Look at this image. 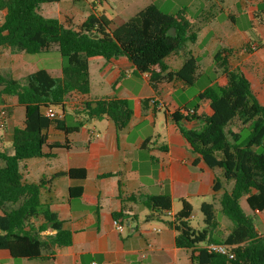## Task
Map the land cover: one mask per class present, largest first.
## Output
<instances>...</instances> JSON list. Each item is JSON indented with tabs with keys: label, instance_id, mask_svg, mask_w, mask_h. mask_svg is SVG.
<instances>
[{
	"label": "trees",
	"instance_id": "obj_1",
	"mask_svg": "<svg viewBox=\"0 0 264 264\" xmlns=\"http://www.w3.org/2000/svg\"><path fill=\"white\" fill-rule=\"evenodd\" d=\"M59 1L0 0V12H5L0 24V48L34 55L56 47L63 59L60 76L39 69L28 74L24 84L0 72V97L14 96L25 109L23 125L13 130L12 152L0 151V249L9 250L13 258L46 260L55 248L73 243L72 231L42 201L46 180L25 182L21 163L53 157L48 149L68 148L67 136L78 132L85 120L107 118L117 131H122L150 102L109 97L82 101L69 123L64 117L65 103L73 95L89 94L91 58H127L136 75L151 74L153 85L173 79L194 85L198 79L199 60L194 56H189L177 71H169L167 64L169 57L198 39L199 28L186 8L168 14L150 5L115 29L105 16L91 13L83 24L71 28L41 13L43 5ZM171 29L176 30L175 36L170 35ZM250 50V46L219 48L213 56L218 80L210 79L208 86L183 108L193 113L186 115L176 108L172 114L174 129L197 155V161L221 169L224 181L232 183L220 199L221 213L232 224L227 235L217 230L213 202L201 205L203 228L191 225L193 208L186 201H182L177 214L170 215L168 223L177 233L176 245L191 251V264H264V233L259 232L240 203L245 198L256 216L264 211V105L252 93L250 82L238 65L241 51ZM58 108L63 111L62 118L51 119L46 115L48 109ZM206 109L211 111L210 115L198 114ZM194 121L200 123L197 129L185 125ZM50 128L63 132L65 141H51ZM93 166L87 164L61 175L83 181ZM112 176L116 175L109 173L101 178ZM221 189L222 181L216 178L213 190ZM70 194L71 198L81 197L83 187L71 188ZM127 201L135 202L137 198L132 196ZM122 202L121 210L113 213L120 223L122 218H128ZM172 202L169 195L142 198L143 206L150 210L147 219L169 216ZM209 243L231 246L235 257L210 252L205 248Z\"/></svg>",
	"mask_w": 264,
	"mask_h": 264
},
{
	"label": "crops",
	"instance_id": "obj_2",
	"mask_svg": "<svg viewBox=\"0 0 264 264\" xmlns=\"http://www.w3.org/2000/svg\"><path fill=\"white\" fill-rule=\"evenodd\" d=\"M62 1L43 5L41 13L71 28L83 24L91 13L103 16L107 13V10H97L96 4L102 6V0L66 1L72 7L82 3L83 9L80 11L56 7ZM109 1L113 29L122 26L150 5L168 14L187 9L189 5L186 4L188 0H173L172 3L169 0ZM198 1L191 0V3L197 4ZM215 1L222 10L226 7L227 20L220 21L214 15L199 24L192 19L199 28L198 39L168 58L169 71L179 70L189 56H194L199 60L198 79L206 71L213 70V81L216 82L218 74L214 70V53L222 47L242 49L250 46L248 53L241 51L242 59L238 65L248 78L252 93L264 105V11L252 6L253 12L259 13V18L258 24H253L254 35H251L250 28L238 26L237 18L240 10L246 13L251 11L248 0ZM1 13L4 17L5 12ZM210 33V40L204 43ZM208 48L211 50H206ZM9 52L25 54L0 48V55L3 53L1 56ZM203 64H207V68H203ZM89 72V94L73 95L65 103L64 117L69 123L74 120L72 114L75 109H80L82 101L109 97L148 99L150 102L143 113L134 117L122 131H117L107 118L85 120L78 132L67 136L68 148L48 149L47 152L53 157L33 158L21 163L25 182L46 180L42 201L72 231L73 243L71 246L55 248L50 259L46 260L13 258L9 250L0 249V264H191V251L177 247V233L168 223L170 215L181 210L182 201L192 206L194 217L197 209L210 197L216 210L217 230L227 235L232 228L231 222L222 215L220 205L224 189L229 190L232 183L224 181L221 169H212L204 161H197V155L173 127L172 114L175 109L179 108L183 112V108L208 86L209 81L187 102H181L175 95L192 85L179 79L153 85L150 78L136 75L135 67L124 57L111 60L91 58ZM2 110H6V115H1ZM202 112L207 115L211 113L206 109L199 110L198 114ZM24 118L25 109L19 105L16 97H0V151L12 152L13 130L23 125ZM191 123L185 122V125L191 127ZM48 134L51 141L63 143L66 138L63 132L54 128H50ZM87 164L94 166L83 181L61 175ZM109 173L116 176L101 178ZM216 178L223 184L219 192L213 190ZM79 186L83 187V194L79 198H71L70 189ZM157 195H169L172 198L171 214L161 219H147L150 210L143 206L142 198ZM132 196L137 201H127ZM122 200L128 218L121 219L124 231L119 232L113 224V213L121 210ZM224 225L225 228L229 227L227 232H224ZM257 227L260 233H264L259 224Z\"/></svg>",
	"mask_w": 264,
	"mask_h": 264
},
{
	"label": "rangeland",
	"instance_id": "obj_3",
	"mask_svg": "<svg viewBox=\"0 0 264 264\" xmlns=\"http://www.w3.org/2000/svg\"><path fill=\"white\" fill-rule=\"evenodd\" d=\"M67 0H63L62 3L57 4L56 7H61L62 9H73V10H82V3H77L75 6H71L70 3H66ZM173 0H169L170 3H172ZM248 3L251 5V11L250 12H243L240 10V15H238V26L240 28H250L249 34L254 35V30H253V24L257 22L258 24V15L259 13L253 12L252 6H258L260 11H264V0H248ZM187 5V13L192 18L193 20L197 21L199 24L204 23L206 20L210 19L211 16L216 15L220 21H225L227 20V11L226 7L222 8L216 4L215 0H199L197 4L191 3V0H188L186 2ZM193 4V5H192ZM111 3L108 0H102V6L96 4L97 10H107V13L105 12V17L111 21L112 19V12H111ZM241 8V7H240ZM91 12H89L90 14ZM122 16H120L121 18ZM3 19V14L0 12V22ZM253 21V22H252ZM111 28H114L111 25ZM212 36V33L206 36L204 43H207L208 40H210V37ZM203 43V46H204ZM205 49V48H204ZM210 51L211 49H206ZM3 53H1L2 55ZM0 55V72L3 74L10 75L12 77H16L19 79L21 83H25L27 74L30 72H34L39 69H44L50 72L53 76H59L60 75V70L62 67L63 59L60 55V52L58 48H53L48 52L44 53H39V54H7L5 56ZM205 56V55H204ZM207 64H203V68H207ZM213 70L206 71L205 75L201 78L198 79L194 85L190 86L187 88V90L179 91L176 95L175 98L178 101L181 102H187L189 98L193 97L196 95L200 88L206 84L207 81L210 79H213L215 77V73L212 72ZM60 113H62V109L58 108L57 109ZM200 123L198 121H194L191 123L192 129H197L199 127ZM11 147V145H9ZM207 202H212V199L209 197L206 199ZM241 207L244 210V212L249 215L252 220L255 222V224L259 227L260 229L264 230V213L260 215H254L249 206L246 203L245 199L241 200ZM203 213L201 212L200 209H197L195 216L191 219V224L193 227H201L204 226L203 223ZM226 219V218H224ZM226 225L223 226L225 229L224 232H227L229 230L228 228H225Z\"/></svg>",
	"mask_w": 264,
	"mask_h": 264
},
{
	"label": "built area",
	"instance_id": "obj_4",
	"mask_svg": "<svg viewBox=\"0 0 264 264\" xmlns=\"http://www.w3.org/2000/svg\"><path fill=\"white\" fill-rule=\"evenodd\" d=\"M144 76L147 78H150L151 74L145 73ZM183 112L187 115L189 112L193 113L194 111L193 110H190V111L183 110ZM1 115H3V116L6 115V110H2ZM46 115L51 119H56V118L61 117L60 116L61 114H59L58 112H56L53 109H48L46 111ZM169 214H171V212H169ZM113 224L119 232L124 231V226L118 220L114 219ZM205 248H207L210 252L225 255L231 259H233L235 257V254L232 250V247L228 246L226 244H223V243H209V244L205 245ZM92 264H97V263L93 262Z\"/></svg>",
	"mask_w": 264,
	"mask_h": 264
},
{
	"label": "water",
	"instance_id": "obj_5",
	"mask_svg": "<svg viewBox=\"0 0 264 264\" xmlns=\"http://www.w3.org/2000/svg\"><path fill=\"white\" fill-rule=\"evenodd\" d=\"M169 33H170V35L175 36V34H176V30H175V29H171V30L169 31ZM95 37H97V36H95Z\"/></svg>",
	"mask_w": 264,
	"mask_h": 264
}]
</instances>
